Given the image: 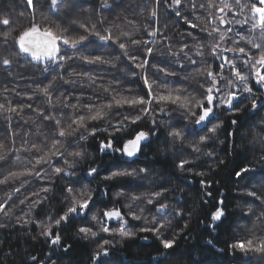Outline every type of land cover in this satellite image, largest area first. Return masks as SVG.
Masks as SVG:
<instances>
[{"label": "trees", "instance_id": "1", "mask_svg": "<svg viewBox=\"0 0 264 264\" xmlns=\"http://www.w3.org/2000/svg\"><path fill=\"white\" fill-rule=\"evenodd\" d=\"M209 2L210 0H197L198 4L207 5ZM212 2L219 4V0H212ZM242 2L248 3L249 0H242ZM34 3L35 9L33 10L27 7L26 0H0V19L8 17L11 20L9 26L0 25V103L5 104V110H0V141H4L10 147L21 146L20 136L13 137L11 135L12 130L21 133V135L29 130L35 132L37 125L32 121L41 122L36 113L27 107H24L20 115L8 112L6 109L9 107V102L11 106L17 107L32 104L34 108H47L44 97L35 94L37 85H46L55 79V88L58 89L55 91V96H60L67 89L68 92L74 94L71 103H76V96H80L81 103L99 104L111 99V96L104 93L102 88H95L90 81L75 85L64 84L58 78L61 71L55 65H49V70L46 72L44 63L36 62L19 53L18 48L15 47L14 37L29 26L33 18L42 26L51 25L55 29L56 25L59 24L70 27L75 33H80L83 30L77 25L71 24L72 20L91 24L103 17L105 25L111 27L114 33L130 32L136 39L146 37L144 30L149 26H156L148 18V13L154 6V0L152 3H149V0H108L111 5L108 9L101 8L102 0H67L66 3L59 5L54 13L50 10L48 0H34ZM209 11L215 12V9L205 8L198 12L197 15L202 17L198 21L192 17L190 7H186L182 14L199 23L201 28L205 26L210 28L212 25L208 24ZM240 18L242 19V17ZM159 27L163 36L168 37L172 43L173 51H178V46L181 43L191 45L194 42L188 33H192L198 39L203 38L205 41L209 39L200 28H189L187 24L177 23L174 13L167 11L163 3L159 8ZM236 27L238 31L252 35L247 31V26L244 28ZM5 31L11 33L7 46L2 43ZM151 46L156 49L151 58L152 64L163 63L165 67H176V64L173 63L175 57L167 55L168 50L164 43H156ZM131 51L134 55L145 56L143 46L132 48ZM119 52L120 50L116 45L97 47L96 44H90L87 48L76 53L61 45V54L102 55L105 59L111 57L112 63L115 64V67L111 64L87 65L81 59H75L65 63L63 75L67 77L68 73L73 70L77 72L88 71L92 76L103 77L102 80L97 79V84L107 87L113 80H119V91L126 95L131 92V94L147 98V89L144 88L143 80L139 76L141 70L132 68L127 58L116 59V54ZM206 52H210V49H206ZM5 58L12 61L10 66L3 65L2 61ZM181 58L183 57L181 56ZM197 59L199 60V57ZM206 59L209 63L212 62L210 55ZM215 63L218 64L219 62L216 61ZM237 63L240 64L241 71L245 73L249 71L243 66L242 61L238 60ZM187 67L190 69L192 66L188 65ZM204 67L207 65L205 64ZM53 68H55L54 71L51 70ZM218 70L214 67V71ZM147 71L149 76L158 82L163 80L174 82L165 85L169 89L182 87L189 91H196L199 88L198 81L202 79L199 75L195 79L191 77L185 79L187 71L184 70L178 72L175 77H165L162 73H158L154 67H149ZM131 72L138 73L135 79L131 76ZM225 75H230V73L226 72ZM250 86L253 87L258 99L264 100V89L257 91L258 86L255 85L254 80ZM163 90L164 88H156L158 92ZM28 95H33V99L28 100ZM89 96L93 99L89 100ZM245 104L247 107L241 105L242 111L234 114L217 111L219 119L214 120L209 127L216 123H221L222 126L217 130L215 136L209 133L207 129L199 133V135L211 137L205 144L200 145V153L193 152L190 146L191 142L199 139V136L186 137L183 144L175 146L169 142L167 136L169 122L177 126H182L184 123L179 109L173 112L170 117L163 118L164 124L160 128V136L151 138V142L132 159L114 156L110 152L101 155L99 141L100 139L106 140L109 135L108 132L103 131L107 126V120L90 122L89 127H97L100 131L97 132L96 136H88L86 140L80 141L76 145L74 150H79L82 147L85 157L76 165L77 175L72 179H81L85 182L84 186L97 190V207L93 209V212H99L101 215L105 208L113 206L120 208L122 213L127 214L128 205L133 203L130 200L133 192L139 195L160 191L161 188L167 189L161 198V202L169 205L168 215L163 218L167 224L165 235L169 239L176 233L179 235L176 236L174 250H169L170 255L163 258L160 264H264V256L253 253L245 255L240 251L233 252L229 248L230 244L238 240L264 238V226L253 227L256 216L261 214V210H264V205L260 204L259 201L253 203L254 198L247 195L250 190L264 195V159H261L264 156V125L261 124V121H264V106L255 113H250L248 111L250 105L247 104V101ZM138 107L137 109L113 108L107 119L112 121L121 119V116L116 115L117 112L121 114L136 112ZM158 107L159 105L153 103V109ZM82 111L87 113V109H82ZM56 113L58 116L61 113H67L66 122H70L73 110L58 107ZM8 116L12 117L11 121L6 119ZM233 119L238 121L235 126L231 123ZM25 120L29 122L25 124ZM151 120L150 115L143 116L136 125H130L128 131H147L152 128ZM159 120L160 118L157 117L158 122ZM47 123L46 121L42 122V124ZM9 124H11V129ZM48 130L50 131V129ZM230 132L234 134L229 135ZM85 135L87 134L85 133ZM127 138H129L127 132L121 135V140ZM30 139H35V137H30ZM13 140H15L14 145ZM208 152H212L214 155H206ZM20 155L23 159L28 154L20 153ZM68 159L71 160L73 157L69 155ZM185 159L192 161L186 165L187 169L192 170L191 172H182L177 167L179 162ZM221 161L224 162L221 163ZM62 164L61 161L57 166H62ZM244 166L254 168L256 171L245 174V178L237 182L234 171ZM23 167V163L13 164L11 161L3 163V166H0V178H3L9 171L20 170ZM89 167L98 168L99 174L94 179L86 176ZM140 169L145 171L141 172ZM112 171H128L137 174L105 180L104 177L110 175ZM196 172H203L204 175H195ZM48 175L51 180L56 181L53 190L47 194L41 193V195H47L48 199L36 206L30 215H25L29 212L28 207L20 205L10 216H0V223L5 224V227L0 228V264H38L41 260L44 261V264H50V261L46 259L49 245L39 236L40 229L37 228L36 223L23 224L22 221H18V218L30 221H46V217L50 213L58 214L61 212L64 195H67V193L62 194V190L69 181L67 178L60 179L52 175L51 170H49ZM23 179H27V177ZM201 179L211 182V197H206L205 190L200 185ZM89 180L91 181L90 184H88ZM18 184L19 181H14L8 185H0V202L6 198L5 192ZM41 186V182L37 180L35 183L26 185L22 193L38 192ZM105 191H107L106 196L104 195ZM121 191L125 195L117 197L116 194ZM20 198H23L20 194L14 198L16 205L19 204ZM35 198L32 197V199ZM205 199H208L209 203L205 204ZM220 199L224 201L223 207L226 215L222 221L217 222L214 229L207 227L211 213L216 207H219L216 201ZM141 207L145 209L143 216L146 219L132 220L130 216L126 215L128 230L136 233L134 239L122 240L115 233L113 235L101 234L94 239H81L75 235L76 228L79 226V222H76L66 226L62 233L63 244L71 245L69 251L66 253L57 251L52 256V260L56 261V264H92L91 257L98 248V242L108 239L114 242L119 241L115 247L110 248V256L105 258L108 264H151L152 257L162 249H160L159 241L151 232L139 231L143 227H152L150 221L154 212V209L148 211L152 206L147 205L146 201H136L133 210L138 212ZM250 209L251 211H249ZM176 211L182 212L183 215L176 216ZM90 216L91 213L89 214L88 225L95 226ZM157 220L159 221L160 217H157ZM109 226L118 228L117 223H110ZM141 237H148V242L144 243ZM209 241L212 243L209 244ZM32 256L37 257L36 262L30 259Z\"/></svg>", "mask_w": 264, "mask_h": 264}, {"label": "snow or ice", "instance_id": "2", "mask_svg": "<svg viewBox=\"0 0 264 264\" xmlns=\"http://www.w3.org/2000/svg\"><path fill=\"white\" fill-rule=\"evenodd\" d=\"M48 2L50 10L54 13L58 6L66 3L67 0H48ZM149 3H152V0H149ZM162 3L167 11L174 13L177 23L187 24L189 28H200L209 39L205 41L203 38L198 39L192 33H188V35L192 36L194 42L191 45L189 43H181L178 46V51H173L172 43L168 37L163 36L159 27V8ZM26 4L28 8L35 9L34 0H26ZM110 7L108 0H102V9ZM186 7L191 8L192 17H195L196 21L202 18L197 15L201 10L205 8L215 9V12L209 11L208 24L212 26L210 28L207 26L201 28L199 23L194 22L189 16L183 15L182 13ZM148 18L156 26L146 28L144 30L146 37L142 39L133 38V34L130 32L120 31L114 33L111 27L105 25L103 17L91 24L72 20L71 24L77 25L83 30L80 33H75L70 27L59 24L56 25L55 29L51 25L42 26L33 18L30 25L24 28L18 36L14 37L15 47L18 48L20 54L29 56L36 62L44 63L46 72L49 70V65H55L61 71V75L58 78L64 84L75 85L90 81L95 88H102L104 93L111 96L110 100L99 104L81 103L80 96H76V103H71L70 101L74 94L68 92L67 89L60 96H55V91L58 89L55 88V79H53L46 85H37L36 88L35 94L44 97V103L47 108H34L32 104L17 107L11 106L9 102V107L6 109L10 113L20 115L24 107H27L36 113L41 123H37L36 120L32 121L37 125L35 132L29 130L21 135L15 130L11 131L13 137L20 136V147H10L4 141H0V162H2L0 166L9 161L13 164L23 163L24 165L22 169L9 171L3 178H0V185H8L10 182L19 181L17 186L11 187L5 192L6 198L0 202V216H10L20 205L28 207L29 212L25 213L28 216L36 206L47 200L48 196L41 195V193H49L53 190L56 183V181L50 179L49 170H51L52 175L60 179L67 178L69 181L62 190V194L67 193V195H64L63 208L60 213H50L46 217V221H30L18 218V221H22L23 224L36 223L37 228L40 229L39 236L49 245L46 259L50 261V264H56V261L52 260V256L57 251L65 253L69 251L71 245L63 244L62 233L66 226L73 225L76 222H79V226L76 228L75 235L81 239H94L100 232L108 235L115 233L122 240L126 238L134 239L136 233L128 230L126 215L130 216L132 220L146 219L143 216L145 211L143 207L139 208L138 212L133 210L136 201H146L147 205L152 206L148 211H153L154 209L150 221L152 227L139 229L140 232H151L156 240L159 241L160 249H162V251H158L152 257L151 264H160L163 258L170 255L169 250H174L176 236L179 235V233H176L171 239L165 235L167 224L163 218L168 215L169 205L161 202L164 192L167 191L164 188L150 194L141 193L137 195L133 192L130 196V200L133 203L128 205L129 211L127 214L122 213L121 209L116 206L105 208L102 215L99 212H93V209L97 207V190L84 186L85 182L81 179H72L77 175L76 165L85 157L82 147L79 150H74L76 145L80 141L86 140L88 136H96L97 132L100 131L97 127H89L90 122L107 120V126L103 131L108 132L109 135L106 140L100 139L99 141V152L101 155L110 152L114 156L118 155L132 159L151 142V138L160 136V128L164 124L163 118L170 117L173 112L179 109L184 123L182 126H177L169 122V130L167 131L169 142L172 146H175L183 144L186 137L199 136L198 140L190 143V146L193 152L200 153V145L205 144L211 137L199 135V133L207 129L209 133L215 136L217 130L222 126L221 123H216L209 127L214 120L219 119L218 110L234 114L242 111L241 105L247 107L246 101L250 105V108H248L250 113H255L260 107L264 106V100H259L253 87L250 86L254 80L255 85L258 86L257 91L264 89V0H249L248 3H243L242 0H219V4H215L210 0L207 5L198 4L197 0H154V6L148 13ZM129 23H132V21H129ZM10 24V18L4 17L0 19V25L9 26ZM236 26L240 28L247 26V31L252 33V35L238 31ZM165 27L167 26L165 25ZM233 33L234 35H231ZM10 35V32L5 31L2 41L4 46H7ZM156 43H164L168 50L167 55L175 57L173 63L176 64V67L170 68L165 67L163 63H151V58L156 52V49L151 45ZM90 44H96L97 47L105 45L109 47L112 45L118 46L120 52L116 54V59L127 58L132 68L141 70L139 76L143 80L144 88L147 89V98L131 94V92L126 95L124 92L119 91V80H113L107 87L97 84V79L102 80L103 77L92 76L88 71L77 72L73 70L65 77L63 75L65 63L75 59H81L87 65L111 64L115 67L111 57L105 59L102 55L75 56L61 54V45L72 49L76 53L87 48ZM141 46L144 47V57L132 54V48ZM206 49H210V52H206ZM209 55L212 58L211 63L206 59ZM197 57H199V60ZM238 60L242 61L243 66L249 70L247 73L240 70L241 66L237 63ZM216 61L219 63L216 64ZM2 63L7 67L11 65L12 61L5 58ZM205 64L207 67H204ZM188 65L192 67L188 69ZM149 67L156 68V71L162 73L165 77H175L178 72L184 70L187 71L185 79L189 77L195 79L197 75L202 77V79L198 81L199 88L196 91H189L187 88L182 87L169 89L165 85L174 82L167 80L158 82L149 76L147 71ZM214 67L219 70L214 71ZM51 70L54 71L55 68ZM129 71L131 70L129 69ZM226 72L230 73V75H225ZM137 75V72H131L133 79ZM156 88H164V90L158 92ZM200 89L202 91H199ZM17 94L19 95V93ZM27 99L32 100L33 95H28ZM88 99L92 100L93 98L89 96ZM153 103L159 105V107L153 109ZM58 107L71 108L73 110L70 122H66L67 113L57 115L56 109ZM125 107L129 109H137L138 107V111L126 114L117 112L116 115L121 116V119L115 121L107 119L113 108L122 109ZM82 109H87V113H84ZM0 110H5V104L0 103ZM149 115L152 117L151 129L147 131H128L130 125H136L143 116ZM157 117L160 118L159 122ZM6 119L11 121L12 117L8 116ZM44 121L48 123L42 124ZM28 122V120L24 121L25 124ZM231 123L235 126L238 121L233 119ZM261 124L264 125V121H261ZM9 127L11 129V124H9ZM125 132L128 133L129 138L121 140V135ZM233 134L229 133V135ZM30 137H35V139H30ZM12 143L14 145L15 140ZM20 153H27L28 155L22 159ZM69 155L73 159H68ZM206 155L212 156L214 153L208 152ZM261 159H264V156ZM61 161L63 164L58 167L57 164H60ZM191 162L186 159L181 160L177 167L182 172H191V169L186 168V165ZM223 162L221 161V163ZM140 171L144 172L145 170L140 169ZM255 171L254 168L244 166L239 168V170H235L234 176L239 182L245 178V174ZM98 174V168L89 167L86 176L94 179ZM136 174L128 171H112L104 179L113 180L114 178L130 177ZM195 175L203 176L204 173L196 172ZM25 177L27 179H23ZM37 180L42 185L38 192L31 194L22 193L26 185L35 183ZM90 183L91 181L89 180L88 184ZM200 185L205 190L206 197H211V182L201 179ZM18 194L22 195L23 198H20L19 204L16 205L14 198ZM104 195H107V191H105ZM116 195L119 197L125 195V193L121 191ZM247 195L254 198L253 203L259 201L260 204L264 205V195L252 190L248 191ZM33 196L36 198L32 199ZM10 202L12 203L10 204ZM204 203H209V200L205 199ZM216 204L219 207H216L211 213L210 222L207 225V227L213 229L217 226V222L222 221L226 215L223 199L216 201ZM90 213V219L95 226L88 225ZM175 215L182 216L183 213L176 211ZM157 217H160L159 221ZM112 221L117 222L118 228L109 226ZM258 226H264V210H261V214L256 216V222L253 227L256 228ZM2 227H5V224L0 223V228ZM141 239L148 241V237H141ZM116 243H119V241L114 242L108 239L99 241L98 248L91 257L92 264H108L105 258L110 256V248L115 247ZM208 243L211 244L212 241ZM229 248L233 252L240 251L245 255L253 253L264 256V238L238 240L230 244ZM30 259L34 262L37 261L36 256L30 257ZM38 264H44V261L41 260Z\"/></svg>", "mask_w": 264, "mask_h": 264}, {"label": "rangeland", "instance_id": "3", "mask_svg": "<svg viewBox=\"0 0 264 264\" xmlns=\"http://www.w3.org/2000/svg\"><path fill=\"white\" fill-rule=\"evenodd\" d=\"M113 223H117V222H113ZM93 224H94V223H93ZM117 226H118V224H117ZM101 234H105V233H103V232H100V233H99V235H101Z\"/></svg>", "mask_w": 264, "mask_h": 264}, {"label": "water", "instance_id": "4", "mask_svg": "<svg viewBox=\"0 0 264 264\" xmlns=\"http://www.w3.org/2000/svg\"><path fill=\"white\" fill-rule=\"evenodd\" d=\"M23 55H24V54H23ZM27 57H29V56H27ZM30 58H31V57H30ZM113 222H115V221H112V222H110V223H113ZM143 242H144V243H147L148 241L146 242V241L143 240Z\"/></svg>", "mask_w": 264, "mask_h": 264}]
</instances>
